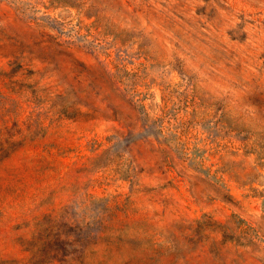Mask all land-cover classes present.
Returning <instances> with one entry per match:
<instances>
[{
  "label": "rangeland",
  "instance_id": "rangeland-1",
  "mask_svg": "<svg viewBox=\"0 0 264 264\" xmlns=\"http://www.w3.org/2000/svg\"><path fill=\"white\" fill-rule=\"evenodd\" d=\"M0 264H264V0H0Z\"/></svg>",
  "mask_w": 264,
  "mask_h": 264
}]
</instances>
